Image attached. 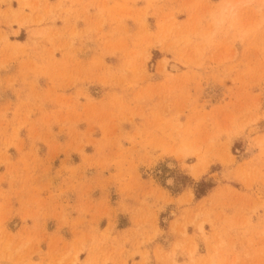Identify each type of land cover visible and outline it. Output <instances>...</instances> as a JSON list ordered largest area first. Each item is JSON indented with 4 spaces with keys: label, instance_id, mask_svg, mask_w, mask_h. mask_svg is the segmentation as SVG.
Instances as JSON below:
<instances>
[{
    "label": "rangeland",
    "instance_id": "obj_1",
    "mask_svg": "<svg viewBox=\"0 0 264 264\" xmlns=\"http://www.w3.org/2000/svg\"><path fill=\"white\" fill-rule=\"evenodd\" d=\"M0 264H264V0H0Z\"/></svg>",
    "mask_w": 264,
    "mask_h": 264
},
{
    "label": "crops",
    "instance_id": "obj_2",
    "mask_svg": "<svg viewBox=\"0 0 264 264\" xmlns=\"http://www.w3.org/2000/svg\"><path fill=\"white\" fill-rule=\"evenodd\" d=\"M145 224L144 221L142 220L141 216H132L131 219H129L128 221V227L124 228L122 231L124 234H131L133 232H136L137 230V226L139 227V225ZM135 234V233H134ZM126 236V235H125Z\"/></svg>",
    "mask_w": 264,
    "mask_h": 264
},
{
    "label": "bare ground",
    "instance_id": "obj_3",
    "mask_svg": "<svg viewBox=\"0 0 264 264\" xmlns=\"http://www.w3.org/2000/svg\"><path fill=\"white\" fill-rule=\"evenodd\" d=\"M172 70H177V66H172Z\"/></svg>",
    "mask_w": 264,
    "mask_h": 264
}]
</instances>
